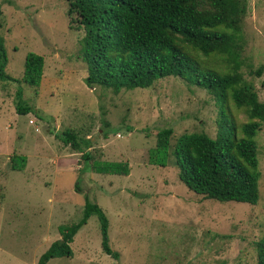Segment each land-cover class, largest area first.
I'll return each instance as SVG.
<instances>
[{"label":"rangeland","instance_id":"374dc122","mask_svg":"<svg viewBox=\"0 0 264 264\" xmlns=\"http://www.w3.org/2000/svg\"><path fill=\"white\" fill-rule=\"evenodd\" d=\"M241 1L240 73L264 103V72L254 73L264 66V0ZM0 8L6 71L17 80L0 83V264H38L62 239L60 227L83 219L87 198L109 218L120 260L103 251L100 222L92 216L71 244L73 257L48 264H257L264 239V125L256 137L259 203L205 199L180 180L172 159L159 167L150 152L164 128L174 130L172 146L184 134L216 138L219 105L212 95L178 78L118 94L89 88L81 56L86 33L71 23L68 0H0ZM29 54L45 60L38 88L20 82ZM202 62L222 73L230 67L218 56ZM20 89L36 113H17ZM228 107L241 136L248 117L232 99ZM68 130L91 139L90 148L82 153L64 144L57 136ZM14 156L27 158L24 170H12ZM92 162L127 164L130 174H98Z\"/></svg>","mask_w":264,"mask_h":264},{"label":"trees","instance_id":"16d2710c","mask_svg":"<svg viewBox=\"0 0 264 264\" xmlns=\"http://www.w3.org/2000/svg\"><path fill=\"white\" fill-rule=\"evenodd\" d=\"M68 5L71 23L86 33L81 56L87 65L89 88L118 94L123 90H147L160 80L178 78L207 91L219 105L216 138L206 133L184 134L172 146L174 130L164 128L157 135L150 162L165 168L172 159L180 180L205 199L257 205L261 174L256 137L264 125V103L255 86L240 73L246 4L241 0H68ZM2 13L0 8V18ZM210 56L226 59L228 71L222 73L206 66L202 61ZM8 63L0 37V83L17 82L7 74ZM44 67L42 56L29 54L20 82L38 88ZM263 72L264 66L254 73L262 76ZM230 99L248 117L241 126V136L229 115ZM15 106L20 115L37 112L24 100L22 89L16 93ZM57 137L82 153L92 145L91 139L79 138L70 130ZM83 158L91 163L90 155L83 154ZM26 164V157L11 159L13 171L24 170ZM92 170L103 175L130 174L127 164L117 162H92ZM92 216L100 222L103 251L120 260L121 254L110 244L109 218L87 198L83 219L72 226H61L62 239L50 246L38 264L72 258L71 244ZM257 254V264H264V239Z\"/></svg>","mask_w":264,"mask_h":264}]
</instances>
